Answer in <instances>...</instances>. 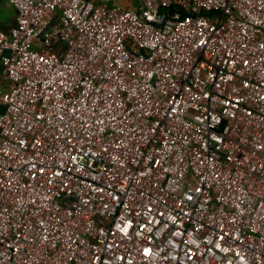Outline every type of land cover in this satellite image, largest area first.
I'll return each instance as SVG.
<instances>
[{
  "label": "built area",
  "instance_id": "1",
  "mask_svg": "<svg viewBox=\"0 0 264 264\" xmlns=\"http://www.w3.org/2000/svg\"><path fill=\"white\" fill-rule=\"evenodd\" d=\"M0 264H264V0H7Z\"/></svg>",
  "mask_w": 264,
  "mask_h": 264
},
{
  "label": "crops",
  "instance_id": "2",
  "mask_svg": "<svg viewBox=\"0 0 264 264\" xmlns=\"http://www.w3.org/2000/svg\"><path fill=\"white\" fill-rule=\"evenodd\" d=\"M91 1V0H90ZM95 1V0H94ZM120 4L117 0H96ZM124 6V4H121ZM14 8L7 0H0V30L7 31L14 21Z\"/></svg>",
  "mask_w": 264,
  "mask_h": 264
},
{
  "label": "rangeland",
  "instance_id": "3",
  "mask_svg": "<svg viewBox=\"0 0 264 264\" xmlns=\"http://www.w3.org/2000/svg\"><path fill=\"white\" fill-rule=\"evenodd\" d=\"M92 2H96V0H91ZM117 2H119L120 4H124V6H128V7H135L137 2L136 0H117Z\"/></svg>",
  "mask_w": 264,
  "mask_h": 264
},
{
  "label": "trees",
  "instance_id": "4",
  "mask_svg": "<svg viewBox=\"0 0 264 264\" xmlns=\"http://www.w3.org/2000/svg\"><path fill=\"white\" fill-rule=\"evenodd\" d=\"M121 5V4H120Z\"/></svg>",
  "mask_w": 264,
  "mask_h": 264
}]
</instances>
